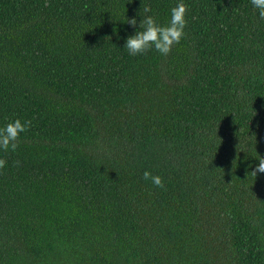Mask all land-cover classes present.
Wrapping results in <instances>:
<instances>
[{
  "label": "trees",
  "instance_id": "16d2710c",
  "mask_svg": "<svg viewBox=\"0 0 264 264\" xmlns=\"http://www.w3.org/2000/svg\"><path fill=\"white\" fill-rule=\"evenodd\" d=\"M176 2L0 0V264H264V18L183 0L167 55L122 48Z\"/></svg>",
  "mask_w": 264,
  "mask_h": 264
},
{
  "label": "clouds",
  "instance_id": "9594fccd",
  "mask_svg": "<svg viewBox=\"0 0 264 264\" xmlns=\"http://www.w3.org/2000/svg\"><path fill=\"white\" fill-rule=\"evenodd\" d=\"M251 5L256 9V13L260 18H264V0H251ZM140 15L139 21L136 17H125V20L130 26H135L132 34L127 35L124 39L123 47L129 55L143 53L145 50L154 49L161 55H167L171 47L178 43L184 36L186 19V5L183 0H177L174 6L169 9L167 21L161 23L156 15L146 5L144 14ZM124 20V21H125ZM29 126V121L21 120L19 117H14L6 121L0 126V150H14L17 145L15 141L17 137L26 131ZM4 163L0 160V166ZM256 168L264 171V157L259 158V163ZM142 176L146 180L157 186L162 187V179L159 174H153L145 169Z\"/></svg>",
  "mask_w": 264,
  "mask_h": 264
}]
</instances>
